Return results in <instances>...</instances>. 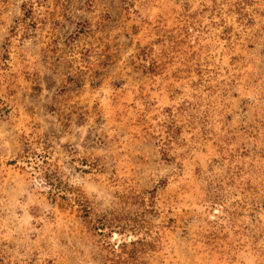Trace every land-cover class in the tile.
<instances>
[{
    "label": "rangeland",
    "instance_id": "1",
    "mask_svg": "<svg viewBox=\"0 0 264 264\" xmlns=\"http://www.w3.org/2000/svg\"><path fill=\"white\" fill-rule=\"evenodd\" d=\"M0 264H264V0H0Z\"/></svg>",
    "mask_w": 264,
    "mask_h": 264
}]
</instances>
